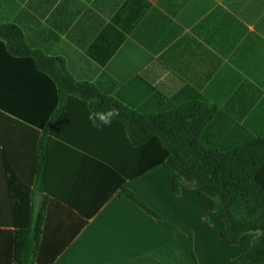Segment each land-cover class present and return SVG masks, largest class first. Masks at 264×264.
<instances>
[{"label":"crops","instance_id":"0c3cea01","mask_svg":"<svg viewBox=\"0 0 264 264\" xmlns=\"http://www.w3.org/2000/svg\"><path fill=\"white\" fill-rule=\"evenodd\" d=\"M145 1L136 23L140 0H0V24L22 27L30 49L0 73L48 78L24 99L0 86L14 98V113L0 110V253L16 242L50 264H230L260 235L226 243L215 201L174 194L162 167L125 184L153 217L125 197L122 174L145 167L125 110L160 113L187 86L218 109L212 149L264 138V0ZM111 108L112 124L93 127L89 112Z\"/></svg>","mask_w":264,"mask_h":264},{"label":"trees","instance_id":"16d2710c","mask_svg":"<svg viewBox=\"0 0 264 264\" xmlns=\"http://www.w3.org/2000/svg\"><path fill=\"white\" fill-rule=\"evenodd\" d=\"M140 1L142 9L135 18L136 23L141 21L149 8L145 0ZM29 50L22 27L9 22L0 24V62L9 60L23 66L25 59L30 57ZM95 61L104 65L108 59L97 58ZM65 75L68 82L76 84L81 90L89 89L94 96H98L94 84L75 80L66 71ZM36 77L48 80L42 74L34 77L4 72L0 73V86L2 89L10 87L13 94L21 92L16 99H24V90L38 84ZM12 97L7 91L0 92L1 111L14 113L7 106L8 101L14 99ZM4 102L6 105H3ZM171 104L150 116L125 110L130 123V140L145 161L143 170L133 175L122 174L125 197L149 215L159 218L125 184L133 177L162 167L174 194L180 195L186 188H196L215 201V213L225 225L220 236L226 243L236 245L243 235L260 233L251 249L230 264H264V138L251 140L228 152L212 149L210 145L215 135L205 138L204 134L218 112L217 107L209 105L201 94L189 86L175 96ZM14 245L10 249L5 246L0 253V264H50L53 261H44L41 252L26 253L19 243Z\"/></svg>","mask_w":264,"mask_h":264},{"label":"clouds","instance_id":"9594fccd","mask_svg":"<svg viewBox=\"0 0 264 264\" xmlns=\"http://www.w3.org/2000/svg\"><path fill=\"white\" fill-rule=\"evenodd\" d=\"M119 115V110L111 108L106 112H89L88 120L93 127L102 129L103 126H110L113 119Z\"/></svg>","mask_w":264,"mask_h":264}]
</instances>
